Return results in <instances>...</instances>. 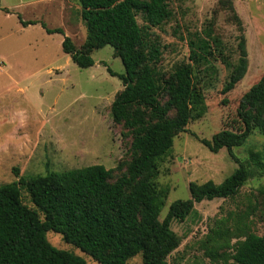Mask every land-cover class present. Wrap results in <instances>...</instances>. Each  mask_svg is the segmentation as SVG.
<instances>
[{"label":"rangeland","instance_id":"obj_1","mask_svg":"<svg viewBox=\"0 0 264 264\" xmlns=\"http://www.w3.org/2000/svg\"><path fill=\"white\" fill-rule=\"evenodd\" d=\"M168 6L170 17L149 27L147 37L149 44H158L161 50L151 63L162 87L160 100L167 101L166 82L185 63L192 67L196 100L185 131L174 137L172 149L158 165L157 186L167 191L160 220L171 202L189 198L190 181L220 183L238 166L226 147L214 152L199 139H210L223 128L233 129L240 97L264 74V0H169ZM80 10L78 0H0V185L17 179L13 168L30 176L103 164L114 169L112 181L126 172L133 134L122 122H115L110 112L123 89L118 77L125 71L121 59L111 45L91 48L94 63L81 68L62 50L64 35L76 48L85 46ZM136 18L142 26L141 14ZM20 19L37 22L22 25ZM41 23L60 27L63 33H47ZM240 37L245 39L247 70L224 92L238 64ZM232 151L242 161L249 159L250 151H260L264 158V136L254 131ZM262 189L264 171L252 166L236 195L195 203V213L171 224L181 242L168 262L235 264L228 254L222 255L229 248L211 258L206 235L216 220L249 206L250 230L264 235ZM21 198L34 207L23 189ZM46 238L53 246L83 257L86 264H98L59 233L48 231ZM126 264H142L141 254Z\"/></svg>","mask_w":264,"mask_h":264},{"label":"trees","instance_id":"obj_2","mask_svg":"<svg viewBox=\"0 0 264 264\" xmlns=\"http://www.w3.org/2000/svg\"><path fill=\"white\" fill-rule=\"evenodd\" d=\"M80 16L86 27L85 46L76 48L64 35L62 50L79 67L93 65L91 48L111 45L121 59L124 73L119 74L123 89L111 103V116L131 130L132 157L126 172L111 180L114 169L90 164L43 175H20L0 185V264H86L83 257L53 246L48 231L89 255L98 264H126L141 254L142 264H170L169 254L181 239L171 228L195 213V203L228 198L238 193L251 175L252 166L264 171L260 151H250L247 161L240 160L232 148L243 144L257 131L264 136V74L240 97L236 125L223 128L210 139L199 140L211 151L226 147L238 164L222 182L206 180L188 184L189 198L171 202L162 220L159 213L167 191L158 187L159 162L172 149L174 137L185 131L193 117L196 92L190 64H182L166 82V102L160 100L162 87L151 63L160 54L158 44H149V27L159 26L171 11L169 0H78ZM8 12L7 8H3ZM141 14L144 24L137 22ZM22 25L36 20H22ZM42 27L47 33H63L62 28ZM238 64L224 92L231 90L247 70L244 37L238 42ZM111 75L114 72L107 68ZM173 112V115L170 112ZM23 189L34 207L23 203ZM264 194V189H262ZM252 206L216 220L206 235L211 258L220 249L235 264H264V235L250 230ZM235 242H231V239ZM225 256V258H227Z\"/></svg>","mask_w":264,"mask_h":264}]
</instances>
